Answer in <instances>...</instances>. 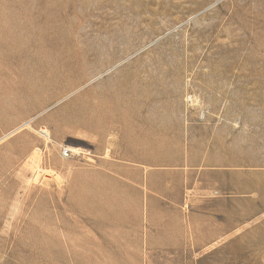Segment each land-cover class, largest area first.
Wrapping results in <instances>:
<instances>
[{
	"label": "rangeland",
	"instance_id": "obj_1",
	"mask_svg": "<svg viewBox=\"0 0 264 264\" xmlns=\"http://www.w3.org/2000/svg\"><path fill=\"white\" fill-rule=\"evenodd\" d=\"M0 264H264V0H0Z\"/></svg>",
	"mask_w": 264,
	"mask_h": 264
},
{
	"label": "crops",
	"instance_id": "obj_2",
	"mask_svg": "<svg viewBox=\"0 0 264 264\" xmlns=\"http://www.w3.org/2000/svg\"><path fill=\"white\" fill-rule=\"evenodd\" d=\"M155 154V153H154ZM153 153H152V155H154ZM159 155H156L155 154V156H156V159L158 160V162H161L162 161V159H163V156H162V154H160V153H158Z\"/></svg>",
	"mask_w": 264,
	"mask_h": 264
},
{
	"label": "bare ground",
	"instance_id": "obj_3",
	"mask_svg": "<svg viewBox=\"0 0 264 264\" xmlns=\"http://www.w3.org/2000/svg\"><path fill=\"white\" fill-rule=\"evenodd\" d=\"M187 98H188V97H187ZM189 101H190V100H189ZM39 130H40V129H39ZM41 133H43L44 135H46L44 131H41ZM48 133H49V132H48ZM48 135H49V134H48Z\"/></svg>",
	"mask_w": 264,
	"mask_h": 264
}]
</instances>
